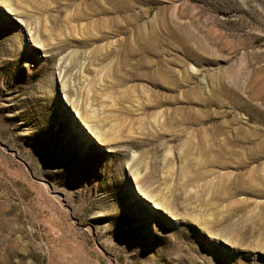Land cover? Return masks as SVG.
<instances>
[{
  "label": "rangeland",
  "instance_id": "374dc122",
  "mask_svg": "<svg viewBox=\"0 0 264 264\" xmlns=\"http://www.w3.org/2000/svg\"><path fill=\"white\" fill-rule=\"evenodd\" d=\"M0 264H264V0H0Z\"/></svg>",
  "mask_w": 264,
  "mask_h": 264
},
{
  "label": "bare ground",
  "instance_id": "6f19581e",
  "mask_svg": "<svg viewBox=\"0 0 264 264\" xmlns=\"http://www.w3.org/2000/svg\"><path fill=\"white\" fill-rule=\"evenodd\" d=\"M4 1V0H3ZM12 1L13 0H5V2L7 3V5H11V3H12ZM12 11V10H11ZM15 11V10H14ZM146 197H149L150 195H145ZM156 204H155V206L157 207V208H160V206H159V203L158 202H155ZM161 204V203H160Z\"/></svg>",
  "mask_w": 264,
  "mask_h": 264
}]
</instances>
